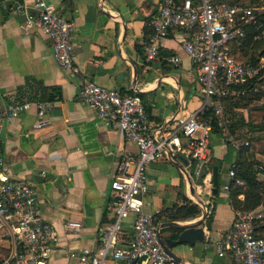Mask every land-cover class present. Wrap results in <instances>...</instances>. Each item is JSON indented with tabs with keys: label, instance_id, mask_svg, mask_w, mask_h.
<instances>
[{
	"label": "crops",
	"instance_id": "obj_1",
	"mask_svg": "<svg viewBox=\"0 0 264 264\" xmlns=\"http://www.w3.org/2000/svg\"><path fill=\"white\" fill-rule=\"evenodd\" d=\"M0 110L15 101H28L1 126V153L9 177L31 183L44 219L53 224L59 239L47 264H76L68 260L65 249L94 248L101 229L113 219L109 180L123 153L135 145L101 121L91 106L77 98L80 76L121 92L137 93L147 112L151 131L159 135L176 125V115L196 111L200 117L203 93L180 40L188 32L169 28L157 41L155 57L146 61L143 45L151 34L148 23L160 0H46L73 24L70 40L78 73L61 68L51 57L48 39L36 29L24 26V15L15 11L13 1L0 0ZM19 1V0H18ZM23 1L31 8L32 0ZM169 55H177L171 62ZM32 95L45 103V123L34 127L37 119ZM231 146V144H230ZM209 156L221 157L219 190L209 197L212 215L200 222L203 239L192 244L169 247L176 264H234L219 256L213 244L232 221L233 208L221 184L228 177L236 149L226 150L219 132L211 129ZM233 156L228 160V151ZM197 161L186 152L162 155L145 165L148 190L142 197L143 209L154 213L160 237H171L173 227L199 218L202 204L190 194L194 189ZM196 193V192H195ZM191 201L199 208L193 218L171 219L169 207ZM202 210V211H201ZM67 220L79 222L66 226ZM130 218L123 223V238ZM132 264H141L138 261Z\"/></svg>",
	"mask_w": 264,
	"mask_h": 264
},
{
	"label": "built area",
	"instance_id": "obj_2",
	"mask_svg": "<svg viewBox=\"0 0 264 264\" xmlns=\"http://www.w3.org/2000/svg\"><path fill=\"white\" fill-rule=\"evenodd\" d=\"M1 5L5 6L0 1ZM12 7L24 15L26 28L39 30L48 39L53 61L77 74L70 40L72 22L46 0H32L33 11L20 0L13 1ZM148 23L151 34L143 45L146 61L155 57L157 41L169 28L179 27L188 32L180 40V48L190 58L201 85V110L209 107L211 111L203 119L196 111L177 114L175 127L157 135L151 131L147 112L137 93L121 92L80 76L77 98L91 106L96 116L114 127L124 140L132 142L135 151L123 153L109 180L114 215L101 229L98 244L94 248L65 249L68 260L76 264H132L136 261L176 264L158 242L154 213L143 209L142 197L148 190L146 163L157 160L163 151L170 156L188 153L197 161L195 174L199 168L203 170L194 189L204 205L209 203L211 195L208 137L212 118L222 131L223 139L234 149L239 144H248V140L238 141L227 130L221 99L242 94L259 74L262 60L255 64L240 61L232 43L244 37L246 25H253L258 30L256 36L264 39V1L248 5L224 0H160ZM178 59L177 55L167 58L171 62ZM247 88L256 90L257 85L253 83ZM28 103L15 101L9 108L0 110V143L3 121L25 109ZM34 103L37 119L33 126L40 127L45 123L42 118L45 103ZM6 170L0 148V264H47L59 235L53 224L43 218L34 186L9 177ZM233 172L231 167L226 171L228 179L221 184L225 192ZM234 181L242 183L240 179ZM127 218H130L129 231L123 238L122 227ZM65 225L78 226L79 222L67 220ZM213 244L217 255H225L238 264H264V206L233 209L230 226Z\"/></svg>",
	"mask_w": 264,
	"mask_h": 264
},
{
	"label": "trees",
	"instance_id": "obj_3",
	"mask_svg": "<svg viewBox=\"0 0 264 264\" xmlns=\"http://www.w3.org/2000/svg\"><path fill=\"white\" fill-rule=\"evenodd\" d=\"M228 3H234V4H252V3H260L263 0H224ZM258 33V30L253 25H246L245 26V35L244 37L238 39L235 43H232V49L238 48L243 49L244 47L251 45H254V47H258V45H262L256 56L249 55L247 57H242L239 52L237 54L240 56L241 60L246 63H252L255 64L258 62V60H262V66L259 70V74L255 76L250 83L246 86V90L242 94H238L236 96L232 97H226L221 99V103L224 107L225 114L227 116V123L226 127L227 130L234 135V137H238L239 131L238 129L242 127L243 125H247V127H250V129L253 128V124H251L249 121L245 120L242 116L236 114L233 110L236 106H244V104L239 103L242 99H246L249 97H246L248 94H251L253 97L258 98L260 96V91L258 89L252 90L247 87H251L253 83H257L258 81H264V39L263 38H257L256 35ZM238 50V51H239ZM234 53H236L234 51ZM264 93V92H263ZM34 101H42L41 95H32ZM229 109V110H228ZM228 110V111H227ZM211 109L207 107L206 109H202L200 111V118H206L210 114ZM227 111V113H226ZM211 127L212 130L215 132H219L222 134V131L219 127L216 126L214 119L211 120ZM248 140V139H246ZM226 143V150L228 148L232 149L228 141H225ZM249 144V141H248ZM239 144L237 150H236V156L234 161L230 162L229 166H226V171L229 167L233 169V176L228 180V186H227V199L233 209H249L253 208L259 204H264V182H261L257 178V172L258 171H264L263 167L257 168V161L253 158H250L247 155V145ZM226 152L223 153L221 157H211L208 156V162L209 165L215 164L217 166V178H218V172L221 170V160L224 157ZM191 160L194 161L193 158ZM235 179H240L242 181L241 184L235 183ZM219 190V182L217 187V192ZM217 192L213 195L216 196ZM211 195V197H213ZM206 206V212H205V223L207 224L210 220V217L212 215V206H209V203H205ZM199 214V208L197 205L191 201H183L180 204H175L169 207V213L168 216L171 219H186V218H193ZM155 222V221H154ZM257 224V222H255ZM208 225V224H207ZM179 229L173 227V233L171 234V237L175 238L177 235V232ZM234 264H238L233 261Z\"/></svg>",
	"mask_w": 264,
	"mask_h": 264
},
{
	"label": "rangeland",
	"instance_id": "obj_4",
	"mask_svg": "<svg viewBox=\"0 0 264 264\" xmlns=\"http://www.w3.org/2000/svg\"><path fill=\"white\" fill-rule=\"evenodd\" d=\"M252 4H258V3H252ZM256 37L262 38L259 36H256ZM261 46L262 45L260 46L258 45V47H254V45L250 44L249 46L244 47L243 49H240V50L238 48L237 49L235 48L234 51L236 52L235 54L237 58L241 60L242 57H247L249 55H252L255 57ZM237 52L240 53L241 58L237 54ZM256 85H257V89L261 93L260 96L258 98H255L251 94H248L246 97H249V98H246V99L244 98L241 101H239V103L244 104V106H236L235 108H233L232 111L242 116L245 120L253 124V126L255 125L253 127L255 129H250V127H247V125L245 126L243 125L242 127H240L238 129L239 135L236 138L238 141H243L244 139H248L249 144L247 145V148H248L247 155L250 158L255 159L257 163L260 164L261 167H263L264 169V93H263L264 92V81L262 80L258 81ZM224 113H225V110H224ZM232 156H233V152L232 150H229L228 160ZM257 178L261 182H264V171H258ZM201 209H203V207Z\"/></svg>",
	"mask_w": 264,
	"mask_h": 264
},
{
	"label": "water",
	"instance_id": "obj_5",
	"mask_svg": "<svg viewBox=\"0 0 264 264\" xmlns=\"http://www.w3.org/2000/svg\"><path fill=\"white\" fill-rule=\"evenodd\" d=\"M203 174V170L199 168L197 170L195 179H194V184L199 183L201 176ZM210 180H211V195H214L217 192V187H218V178H217V166L215 164H212L210 167ZM190 183V194L198 201L199 203H202L200 197L194 192L193 187H192V182L189 180ZM204 210V205L202 206ZM203 211L200 215L199 218L195 219L192 222L189 223H184L181 225H178L177 227L179 228V231L177 232V235L175 238H170V237H160L159 234L157 233V239L162 248L174 259H177V257L171 252L169 247L176 243H181L185 242L188 244H192L195 240H202L203 239V228L200 225V222L204 216Z\"/></svg>",
	"mask_w": 264,
	"mask_h": 264
}]
</instances>
